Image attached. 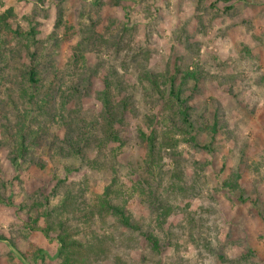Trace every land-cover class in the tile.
<instances>
[{"label": "rangeland", "instance_id": "obj_1", "mask_svg": "<svg viewBox=\"0 0 264 264\" xmlns=\"http://www.w3.org/2000/svg\"><path fill=\"white\" fill-rule=\"evenodd\" d=\"M8 8L14 9V26L25 31L33 27L36 35L27 39L12 33L4 36L2 54L8 61L0 63L5 75L0 79V121L3 115L11 123L16 121L26 104L30 125L48 128L50 136L32 145L35 162L24 168L21 184L9 185L14 204L0 205V236H17L21 219L36 220L58 206L61 195L46 200L57 181L85 190L86 202L95 205L112 182L114 167L122 183L141 181L147 173L140 167L146 151L140 132L161 130L158 121L164 101L139 80V72L148 69L158 75L166 71L176 75L177 66L183 71L198 68L199 81L187 85L184 97L193 107L196 135L209 150L178 144L196 195L163 189L174 167V162L165 159L166 180H155L164 204L177 207L167 224H148L151 210L140 194L127 197V212L137 221L143 219V231L159 240L158 252L131 229L110 231L98 214L83 224L87 216L78 218L76 207L69 217L80 227L73 236L82 245L79 259L86 256L87 264H114L117 257L130 264H264V0H0V13ZM68 36L70 40L65 39ZM75 46L87 58L83 74L69 61ZM145 49L150 53L140 55L138 63L134 56ZM33 63L43 83L36 100L40 102L45 94L50 97L44 111L38 110L36 102L28 105V98L22 96L29 85L25 71ZM93 69L98 75H93ZM105 79L112 83L116 102L120 101L116 83H121L137 110L125 115L120 126L127 139L121 154L114 158L109 146L99 152L95 143L85 147L81 156H55L58 141L51 139L58 133L63 138L61 111L66 121L76 110L80 122L97 123L95 139L101 142L103 106L96 94L104 89ZM164 81L161 78L163 88ZM215 121L218 126L213 133ZM7 149H0V186L13 178ZM84 207L80 211L87 214ZM104 219L114 224V218ZM93 223L98 227L94 229ZM38 226H45L42 218ZM94 231L113 234L105 242L107 257L97 261L92 255L87 258ZM25 232L27 239L17 244L22 253L42 248L46 253L42 264L61 263L55 236ZM0 264L23 262L0 241Z\"/></svg>", "mask_w": 264, "mask_h": 264}, {"label": "trees", "instance_id": "obj_2", "mask_svg": "<svg viewBox=\"0 0 264 264\" xmlns=\"http://www.w3.org/2000/svg\"><path fill=\"white\" fill-rule=\"evenodd\" d=\"M55 1L65 2L66 0ZM216 1L230 2L232 0ZM1 5L3 6L4 4ZM13 18H15L13 8H8L5 12L0 13V63L8 61V57L2 54L3 46L6 44V42H4V36L12 33L17 36V38L27 39L36 35V31L33 27H31L29 31H25L21 26H14L11 21ZM65 39L70 40V36ZM26 48L31 52L32 48L30 46H26ZM149 53L150 51L145 49L138 56L135 55L134 58L139 63V56H146ZM12 55L15 56L17 53ZM31 56L33 57L34 54L32 53ZM69 61L74 68H77V71L79 70L78 72L80 74H83V70H87V58L80 53L79 46L71 48ZM131 64H133V62ZM3 70L4 67L0 65V79L4 80L5 75L3 74ZM175 72L176 75L171 74V71H166L167 74L164 73V75H158L148 69L139 72V80L148 83L153 90L160 94V101H164V106L162 108L163 116L162 119L158 121V124L161 125V130L155 127L152 128L154 126V121H151L150 126L153 125L151 127V133L147 134L143 130L140 132V138L146 146L145 155L140 159V167L143 169H141L142 172L147 173V175H145L141 181L138 180L135 181V183H128L127 185V183L125 184L121 182L118 177L120 171L117 167L113 166L112 182L105 187L104 194L100 197L98 205L88 204L86 202L85 190H75L72 184L67 185L63 181H57L52 193L49 197H46V200L49 202L51 197L53 198L61 195L62 200L58 206L49 209V211L43 213L36 220L21 219L22 224L19 225L20 228L17 230V236H0V241L6 242L11 251L17 255L23 264H42L45 263L46 257V253L42 248L35 249L34 252H29L28 254H24L18 249L17 244L19 241L27 239L28 237L27 232L24 233L25 230L28 232H42L46 238H51L52 235L55 236V239L59 244L57 256L61 260L60 264H87L85 263L86 256L83 259H79V257H83L80 253L82 249L81 243L78 240L73 239V236L80 232V227L74 224L69 217V215H72L71 212H73L76 207L78 218L87 216L82 220L83 224L88 223L92 217H95V215L98 214L101 218L102 225L108 226L110 231L115 227L131 229L140 233L155 251L158 252L161 250L159 240L156 236L152 233L143 231V219L137 221L127 212V197L133 196L137 193L140 194L142 203L147 204L151 210L148 224L152 226L156 223L160 227H163L167 224L169 218L177 209V207L164 204L160 189L158 186L156 187L155 178H157V180L160 178L159 181L162 182L166 180L164 178L167 174L164 170V167L166 166L165 159H170L174 162V167L172 171L170 170L167 185L163 189L178 192L181 195L192 194L193 196L196 194L192 193V191L195 192L197 187L194 182L190 180L192 175L189 174L187 168L183 166L186 162L184 159L185 153L179 150L178 144L180 142H186L194 147L202 148L206 151L209 150L208 145H203L196 135L195 124L192 120L193 107L188 102V99L184 97V90H186L185 88L187 85L191 82L198 83L201 72L198 68L193 71H190L189 69L183 71L179 66L176 67ZM93 75H98L97 71L94 69ZM25 76L29 85L25 87L22 96L28 98V105H32L36 102L38 110L44 111V109L47 108V100L50 97L45 94L40 102H37L36 100V98L38 99V94L42 91L43 86L42 74L39 71L38 66L33 63L31 67L25 71ZM160 77L162 80L163 78L165 80L163 82L165 88L161 86ZM111 88V81L105 79L104 89L96 94V99L101 102L103 106L102 119L104 123L102 127L103 138L101 139V142L99 143V141L95 139L97 123L90 122L87 124L84 123V121L80 122L76 110L71 111L69 114L70 120L66 121L64 112L61 111L59 119L62 122L63 138H61V134L58 133L54 135L56 139H51L58 141L54 147L55 156L64 158L81 156L84 153L83 150L85 147H89L95 143H98L96 144L95 149L99 150V152H101L102 147L105 146L108 148L107 146H109V151L113 153L114 158L121 154V150L127 144V139L123 138L120 126L123 123L125 115L128 113L133 114V112L137 110L134 108L135 105L132 96L124 94L127 93L128 90L123 87L121 83H116L118 97L120 98L119 102L114 100ZM81 91L82 90L76 89L77 93H80ZM65 108H67V104H65L64 109ZM30 113V109L25 104L24 112L17 116L16 121L11 123L8 115H3L0 121V129L2 130L3 138L0 139V149L4 147L8 148V160L13 169L12 180L4 182L0 186V205L5 203H8L9 205L14 204V196L8 195L9 185L16 187L21 184V176L24 168L33 165L35 162L34 158L31 157V154L34 153L32 145H38L40 138L50 136L48 128L44 126L33 128L30 125V122H32V119H30ZM0 114H2L1 110ZM148 120L150 121V118ZM217 126L218 122L215 121L211 128L213 133L216 132ZM205 129L208 130L209 128L205 127ZM171 133L180 134V137H175L176 135ZM36 166L43 167V164H37ZM194 170L196 174L197 169ZM146 176L148 178H146ZM84 206H87V209H89H86L85 212L83 211L87 214L81 213V207ZM104 217L114 218V224H109V221L105 220ZM41 218L45 222L43 228L38 226V222ZM92 227L95 229L98 226L93 223ZM112 236V232L107 234L94 231L89 238L90 247H88V250H90V253H88L87 258H91V255L95 261L100 260L101 258H106L107 249L105 242L107 239H113ZM114 264L130 263L117 257Z\"/></svg>", "mask_w": 264, "mask_h": 264}]
</instances>
